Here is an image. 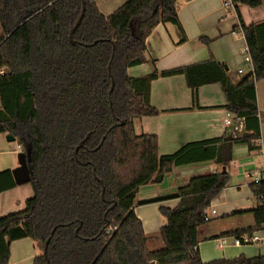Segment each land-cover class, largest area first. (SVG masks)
<instances>
[{
  "label": "trees",
  "instance_id": "16d2710c",
  "mask_svg": "<svg viewBox=\"0 0 264 264\" xmlns=\"http://www.w3.org/2000/svg\"><path fill=\"white\" fill-rule=\"evenodd\" d=\"M231 2L236 10L262 5V0ZM84 4L72 45L69 33L81 0H0V134L12 136L24 152L33 193L23 210L0 217V264H9L11 243L23 239L41 252L33 264H46L42 251L48 239V264H264V257L207 263L199 257L196 230L206 223L204 210L229 185L227 172L194 176L173 194L136 201L141 187L160 185L175 167L227 166L237 144L260 150L255 83L264 79V22L245 24L237 12L235 29L252 63V72L237 84L212 55L130 78L126 70L145 62L149 26L171 23L181 42L186 40L177 0H128L107 17L93 0ZM174 76L184 78L193 108L199 87L219 84L223 108L250 127L238 138L224 134L160 156L157 137L137 135L133 120L159 114L150 104L151 83ZM16 186L10 170L0 172V194ZM248 188L258 202L251 211L255 225L227 235H252L264 225V178ZM173 199L174 208L159 209L163 247L150 251L134 207Z\"/></svg>",
  "mask_w": 264,
  "mask_h": 264
},
{
  "label": "crops",
  "instance_id": "0c3cea01",
  "mask_svg": "<svg viewBox=\"0 0 264 264\" xmlns=\"http://www.w3.org/2000/svg\"><path fill=\"white\" fill-rule=\"evenodd\" d=\"M98 11L105 17L128 0H93ZM227 0H177V17L186 37L181 42L177 27L171 23L159 24L153 28L145 42V62L128 68L130 78H139L154 71L162 72L177 67L205 62L212 55L227 67L230 80L237 84L242 75L249 74L244 65L246 47L243 35L235 29L240 14L245 24L264 22V0L262 5L250 9L244 5L225 8ZM209 41L206 46L200 39ZM242 74H238V70ZM255 95L260 120V150L249 151L246 144L233 147L232 161L224 166L230 175V183L212 201L216 217L196 230L198 252L202 262L217 259H233L243 256L247 259L264 257V240L250 245H234V236L227 235L254 227L251 211L258 205L248 185L264 177V79L255 83ZM197 107L193 108L191 91L182 76L158 78L151 83L150 104L159 111L154 117L133 120L137 135H155L158 140V154L171 155L184 145L226 134L231 138L240 137L250 126L235 118L223 107L225 95L219 84L204 85L197 90ZM230 124L225 126V122ZM7 134H0V172L17 167V156L21 149L13 148ZM15 142V141H14ZM17 154V155H18ZM221 166L213 162L180 166L172 169L160 185H147L140 188L136 201L149 200L173 194L187 184L190 178L210 173L222 172ZM30 185L23 184L0 194V217L24 209L25 202L32 197ZM177 199L134 207L146 236V246L150 250L163 247L159 230L164 226L160 218V207L172 209ZM252 235L264 238V225ZM223 239L224 245L215 241ZM41 255L34 242L23 239L11 243L9 264H33L34 258Z\"/></svg>",
  "mask_w": 264,
  "mask_h": 264
},
{
  "label": "water",
  "instance_id": "95a60500",
  "mask_svg": "<svg viewBox=\"0 0 264 264\" xmlns=\"http://www.w3.org/2000/svg\"><path fill=\"white\" fill-rule=\"evenodd\" d=\"M81 3H82V9H81L80 16L78 17L75 25L71 28L70 33H69V42L72 45L75 44V42L73 41V38H72L73 33L75 32V30L77 29V27L81 23L83 16H84V11H85L84 0H81ZM113 88H114V82H113V79L111 78V88L109 91V95L112 92ZM110 108H111V105H110ZM89 137H90V134H87V136L81 142H79V144L75 148L74 154L77 153L79 148L83 147L84 143L89 139ZM6 139L8 142H14L15 141L14 138L12 136H9V135L6 137ZM222 173H225L224 167L222 168ZM11 174H12L13 180L17 186L29 183L30 171H29L27 164H26V156H25L24 152L21 151L17 155V167L15 169L11 170ZM98 182L100 183V181H98ZM48 243H49V239L45 242V245H44V248L42 251V257L46 261V264H48V258H47Z\"/></svg>",
  "mask_w": 264,
  "mask_h": 264
},
{
  "label": "built area",
  "instance_id": "2783aa9c",
  "mask_svg": "<svg viewBox=\"0 0 264 264\" xmlns=\"http://www.w3.org/2000/svg\"><path fill=\"white\" fill-rule=\"evenodd\" d=\"M223 7L233 9L234 5L232 4L231 0H227L223 4ZM153 28H154L153 26H149V30L150 31H152ZM238 31L242 34L240 29ZM242 52L245 55L244 65H245V67H247L249 69L250 72H252V63H251L247 48L245 47ZM237 73L238 74H242L243 72L240 69V70L237 71ZM229 124H230L229 121L225 122V126H228ZM18 148L21 149L20 146H18ZM216 214H217V212H216L215 208H213V207L207 208L203 212V220H204V222H206V223L210 222L211 220H213L216 217ZM263 240H264V238H259V237L254 236V235H243L241 237H234V245L235 246L250 245V244L259 243V242H261ZM215 243L219 247L224 245L223 239H218V240L215 241Z\"/></svg>",
  "mask_w": 264,
  "mask_h": 264
},
{
  "label": "rangeland",
  "instance_id": "374dc122",
  "mask_svg": "<svg viewBox=\"0 0 264 264\" xmlns=\"http://www.w3.org/2000/svg\"><path fill=\"white\" fill-rule=\"evenodd\" d=\"M240 77H241V79H242V78L244 77V75H242V76H240ZM16 145H18V143H17L16 141L13 142V145H12L13 148L16 147ZM17 154H18V152H17V153L15 152V155H16V156H17ZM160 220L162 221L163 225H165V220H164V218L161 217ZM152 250H154V249H152ZM152 250L150 249V251H152Z\"/></svg>",
  "mask_w": 264,
  "mask_h": 264
}]
</instances>
